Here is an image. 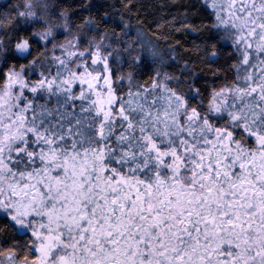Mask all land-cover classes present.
Returning a JSON list of instances; mask_svg holds the SVG:
<instances>
[{
	"label": "snow or ice",
	"instance_id": "snow-or-ice-1",
	"mask_svg": "<svg viewBox=\"0 0 264 264\" xmlns=\"http://www.w3.org/2000/svg\"><path fill=\"white\" fill-rule=\"evenodd\" d=\"M22 7L0 12V35L20 18L43 31L10 49L27 63L0 67V233L16 234L0 264H264V0H200L235 51L233 81L206 101L166 72L114 70L106 33L58 44L68 17ZM184 16L176 31L195 32Z\"/></svg>",
	"mask_w": 264,
	"mask_h": 264
},
{
	"label": "trees",
	"instance_id": "trees-1",
	"mask_svg": "<svg viewBox=\"0 0 264 264\" xmlns=\"http://www.w3.org/2000/svg\"><path fill=\"white\" fill-rule=\"evenodd\" d=\"M24 0H0V12L11 13L13 19H17L15 9L19 6L22 10ZM55 10L64 13L72 27L80 32L95 36L106 33L109 40L113 41L114 62L121 67V74L132 73L135 83H150L156 71L168 73L170 76L179 77L181 83L177 87L175 80L171 81L172 87L178 91L188 93V85L199 89L202 98H207L213 89H219L224 84L234 79V71L231 67L235 63V51L230 41L222 37L216 38L214 32H209L212 20L200 7V0H53ZM6 6V7H5ZM192 28L181 29L180 21L185 18ZM86 21H91L95 26L90 28ZM128 25V35H125L124 25ZM7 36L0 35L4 40L6 51L0 55V67L7 60L10 64H25L14 50V44L21 38L29 39L30 43L38 37L33 33L39 32V28L25 22L20 18L18 25H10ZM142 34L145 47L140 48L136 33ZM124 44L133 45L131 54L125 51ZM215 44V48L212 44ZM149 46L159 50L163 63L159 59H153L149 53ZM49 47V46H48ZM44 51L43 42L32 44V51ZM216 51L217 55L209 59V53ZM139 57V62L134 63L133 57ZM175 56V60L172 57ZM16 57V59H13ZM43 59V57H41ZM185 65L188 70H184ZM56 68L53 67V74ZM191 73V74H190ZM35 78V77H34ZM41 100L40 103H44ZM79 103V102H77ZM193 106L198 102L191 101ZM52 105L49 104V107ZM15 233L5 231L0 233V249L6 250L13 247ZM26 239V237H25ZM20 253H17L19 257ZM1 257V256H0Z\"/></svg>",
	"mask_w": 264,
	"mask_h": 264
},
{
	"label": "rangeland",
	"instance_id": "rangeland-1",
	"mask_svg": "<svg viewBox=\"0 0 264 264\" xmlns=\"http://www.w3.org/2000/svg\"><path fill=\"white\" fill-rule=\"evenodd\" d=\"M53 0H39L40 3H46L49 5V8L47 9V12L49 13V22L52 23V24H60L62 21H61V18H60V13L57 12L55 10V6L53 5ZM25 0L23 1V4H24ZM33 3H37V0H33ZM22 4V6H23ZM22 10H23V7H22ZM37 13L39 14L41 11H43V9L41 8H37L36 9ZM31 24H33L34 26L38 27L40 31H43V22H36V21H31ZM67 24H68V32L64 33V35H60L61 32H63V29H60V28H57L56 29V33H57V43L60 44V43H64L65 42V39H64V36L68 35V33H71L73 35H78L80 36L82 39L85 38V37H89V35H86L82 32H80L79 30L75 29L74 27H72L69 23V21L67 20ZM39 31V32H40ZM107 43V41H105ZM128 44H130L128 42ZM51 48V45H49V49ZM110 66L114 69V70H117L119 69V71L121 70V67L114 62V59L112 57V59H110ZM5 260V257L4 256H1L0 257V261H4ZM6 264V262H5Z\"/></svg>",
	"mask_w": 264,
	"mask_h": 264
}]
</instances>
